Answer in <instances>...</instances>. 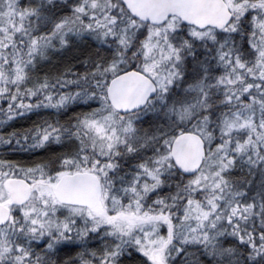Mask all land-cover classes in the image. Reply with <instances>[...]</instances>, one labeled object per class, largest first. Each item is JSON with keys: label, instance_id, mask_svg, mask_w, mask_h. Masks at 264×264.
Listing matches in <instances>:
<instances>
[{"label": "snow or ice", "instance_id": "1", "mask_svg": "<svg viewBox=\"0 0 264 264\" xmlns=\"http://www.w3.org/2000/svg\"><path fill=\"white\" fill-rule=\"evenodd\" d=\"M0 264H264V0H0Z\"/></svg>", "mask_w": 264, "mask_h": 264}]
</instances>
